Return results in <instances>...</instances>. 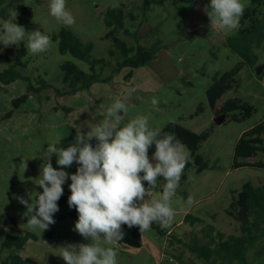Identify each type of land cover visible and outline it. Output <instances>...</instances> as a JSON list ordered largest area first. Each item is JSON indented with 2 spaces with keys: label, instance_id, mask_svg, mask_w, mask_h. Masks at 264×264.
<instances>
[{
  "label": "rangeland",
  "instance_id": "374dc122",
  "mask_svg": "<svg viewBox=\"0 0 264 264\" xmlns=\"http://www.w3.org/2000/svg\"><path fill=\"white\" fill-rule=\"evenodd\" d=\"M142 1L66 0V9L75 18L71 26H65L50 14V0H26L29 12H16V23L29 32L39 30L53 35L62 27L74 30L84 41L94 42L93 55L100 58L107 55L111 45L105 37L104 14L110 7L125 4L138 14L136 20L127 19V25H136L146 35L141 38L146 44L156 37L153 32H158L163 46L158 56L146 65L135 70L123 67L110 80L94 81L88 88L69 92L61 79V63L70 60L86 71L89 64L71 53H61L58 40L51 39L48 50L35 55L27 49V35L17 45L5 47L0 43V70L16 60L19 50L26 49L21 57L24 66L18 67L22 76L10 82L0 79V261L10 251L2 247L8 235L35 234L27 239L21 251L28 264H66L56 255L59 246L90 242L74 231L78 216L63 217L67 213L64 206L54 214L55 223L47 230L42 233L29 230L28 217L24 215L26 205L17 197L31 203L29 194L35 198L36 192H42L38 183L43 160L39 155L48 143L61 138L58 147H68L74 143L79 126L82 131H88V125L102 122L106 109L125 97L129 105L126 119L144 115L150 128L160 130L169 122H178L197 132L208 130L209 136L198 150L208 166L201 172L195 165L183 170L186 180L180 183L172 198L176 215L165 235L150 228L143 232L140 247H126L119 241L106 245L118 251V264H177L181 260L203 264V259L191 248L196 240L207 241L212 234L218 236L219 230L227 236L241 233L240 222L228 209L245 182L264 183V168L233 167L239 137L264 119L263 48L256 49L260 59L255 70L244 66L236 74L238 85L225 95V99L238 97L252 103L254 114L241 121L226 116L218 123L209 105L207 90L216 73L230 71L240 61L224 43L236 30L220 31L211 26L205 12L210 0H154L146 16L141 14ZM242 3L247 7L251 0H242ZM13 18L12 15L9 19H0V29L5 21ZM128 39L134 42L131 36ZM29 86L32 89L28 92ZM130 88L136 92L129 97ZM26 93L27 99L15 106L14 101ZM153 97L159 100L158 111L152 107ZM90 142L93 146L97 143L95 139ZM56 161L53 154L52 165L59 168ZM77 167L74 162L64 170L72 174ZM70 183L69 176L64 185ZM161 192V188L150 191L148 199H159ZM189 197L192 205L187 203ZM188 212L203 220L186 221ZM262 244L264 239L250 251V256Z\"/></svg>",
  "mask_w": 264,
  "mask_h": 264
},
{
  "label": "clouds",
  "instance_id": "9594fccd",
  "mask_svg": "<svg viewBox=\"0 0 264 264\" xmlns=\"http://www.w3.org/2000/svg\"><path fill=\"white\" fill-rule=\"evenodd\" d=\"M49 9L65 26L75 23L74 16L66 9V0H50ZM244 11L242 0H210V5L205 7L211 26L220 31L238 29ZM12 15L14 22L8 20L2 25L0 43L5 47L17 45L27 35L26 46L31 54L48 50L49 35L39 30L26 31L16 23L17 13ZM134 92L136 89L130 88L128 96ZM127 98L108 107L102 122L88 125V131H82L79 126L74 143L68 147H58L61 138L48 143L39 155L43 160L38 183L42 192H36L35 198L30 193L31 203L17 197L26 205L28 229L42 233L55 223L53 217L59 211L57 202L63 195L62 185L70 176L68 205L78 212L74 231L90 242L59 246L56 255L66 264H118V251L106 245L124 238L122 225L138 226L140 233L148 231L154 222L167 229L176 215L171 202L190 155L174 133L150 128L147 116L126 119ZM151 104L154 110H159L158 98L153 97ZM93 139L97 141L95 146L90 142ZM153 147L150 157L149 149ZM53 154L59 168L52 165ZM74 162L78 167L69 174L64 169ZM26 167L24 163V170ZM160 177L163 185L158 182ZM157 188H162L159 199H148L150 191ZM187 203L192 205L191 197Z\"/></svg>",
  "mask_w": 264,
  "mask_h": 264
},
{
  "label": "trees",
  "instance_id": "16d2710c",
  "mask_svg": "<svg viewBox=\"0 0 264 264\" xmlns=\"http://www.w3.org/2000/svg\"><path fill=\"white\" fill-rule=\"evenodd\" d=\"M26 0H0V19H9L12 13L27 14L29 12L25 3ZM154 0H143L140 5L141 14L146 16ZM138 14L132 9H127L125 4L110 7L104 14V22L107 27L105 37L110 39L111 45L107 55L96 58L93 55L94 42L84 41L79 34L68 27H62L57 33L49 35L51 39L59 41L61 53H71L74 57L86 61L89 70L82 69L77 63L66 60L61 63V79L65 89L69 92H76L83 88H88L94 81L110 80L114 74L123 67L135 70L140 66L152 62L163 46L162 39L158 37V32L153 35L156 37L150 42L145 43L141 38L146 35L141 34L139 28L134 24H128L126 20H136ZM14 22V18L12 19ZM153 31V30H152ZM2 32V28L0 29ZM128 36L134 39L131 43ZM225 45L236 53L240 61L230 71L216 73L214 81L207 90L209 105L215 116L226 113L227 116L235 121H241L254 114L255 106L242 101L238 97L225 99L226 93L235 88L239 80L236 74L244 67L248 66L252 70L259 64L260 55L257 48L264 51V0H251L249 6L245 7L240 25L236 32L226 37ZM26 54V49L19 50L16 60L10 63L9 67L0 70V79L5 82L14 81L22 76L19 66H24L21 57ZM28 92L32 89L28 87ZM28 93L22 95L14 101L18 106L25 101ZM162 133H174L183 143L185 150L190 155V161L184 170L192 166H197L199 172L203 171L208 164L198 153L203 141L209 136V131L197 132L191 130L178 122H169L161 130ZM154 147L149 149V156H152ZM251 166L264 168V119L251 128L247 129L239 137L234 152V168ZM186 180V174H182L180 183ZM160 185H163L162 177L158 178ZM147 187V182H143ZM63 195L58 200L59 210L64 206L67 213L63 217L78 216L75 207H69L68 197L70 196L69 185H64ZM162 189V188H161ZM229 213L233 215L241 225L240 234L226 235L219 230L218 236H210L207 241L196 240L192 245V250L197 256L203 259V264H264V244L254 251L250 256V251L256 244L264 239V183L255 185L251 181L243 184L238 195L234 197ZM186 221H202L199 216L188 212L185 216ZM214 230V226H209ZM154 228L163 236L168 229H161L159 224L153 223ZM124 238L119 243L126 247H140L143 244V233L139 227L129 228L122 225ZM34 236L32 232L25 234L8 235L2 243L3 248L10 251L0 264H28V259L21 254L27 239ZM177 264H202L193 261L192 263L180 261Z\"/></svg>",
  "mask_w": 264,
  "mask_h": 264
},
{
  "label": "water",
  "instance_id": "95a60500",
  "mask_svg": "<svg viewBox=\"0 0 264 264\" xmlns=\"http://www.w3.org/2000/svg\"><path fill=\"white\" fill-rule=\"evenodd\" d=\"M227 114L226 113H222L220 115H217L215 118H216V121L218 123H221L224 121V119L226 118Z\"/></svg>",
  "mask_w": 264,
  "mask_h": 264
}]
</instances>
